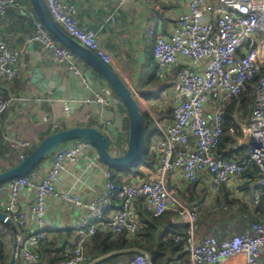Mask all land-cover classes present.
Listing matches in <instances>:
<instances>
[{
    "label": "built area",
    "instance_id": "1",
    "mask_svg": "<svg viewBox=\"0 0 264 264\" xmlns=\"http://www.w3.org/2000/svg\"><path fill=\"white\" fill-rule=\"evenodd\" d=\"M44 1L56 22L70 36L92 49L105 63H113V56L102 45L97 33L81 24L75 2ZM129 1L120 0V5ZM183 1L187 6L178 16L172 34L150 30L156 74L172 87L175 107L173 120L166 124L156 120V127L162 133L157 147L159 176L119 181L91 140L72 139L59 146L51 154L49 168L42 177L34 169L8 182L9 196L4 211L18 226H24L30 215L36 222V228L20 245L19 257L24 264H37L42 259L39 247L47 237L49 197H57L71 208L86 212L76 220L78 238L75 244L62 251L58 264H83L91 260L86 240L99 231L113 235L126 233L135 238L142 226L137 211L140 200L154 216L171 209L188 216L185 231L174 236L177 245L183 246L189 254L186 264H219L239 255L245 258L243 264H264V218L250 217L245 230L230 236L209 235L198 240L201 213L227 211L230 206L223 201H202L186 206L180 202L176 191L167 186V174L179 170V175L189 185L205 174L210 175L212 190L219 192L231 186L248 168L253 170L256 164L259 185L264 189V0ZM13 7L29 10L22 0H0V18ZM33 15L34 33L29 41L42 44L52 53L56 63L66 66L87 89L98 83L94 95L84 101L103 107L102 130L108 135L111 146L118 148L125 132L124 123L118 122V118H123L120 111L123 100L103 77L100 78L92 67L83 66L81 58L62 44L35 13ZM24 51L11 47L8 39L0 38V79L13 81L22 77L18 63ZM248 87L252 88L253 97L250 114L241 117L237 106L231 114L233 125L227 131L226 112L231 101ZM13 99L0 91V125ZM57 126L54 124L53 128ZM226 132L235 141L234 150L245 148L235 155L236 158L217 152ZM1 138L0 129V141ZM9 146L17 150L23 160L25 149L31 147L32 142L12 138ZM77 162L84 163L85 167L79 175L75 174L69 189H59L57 180L68 171L69 163ZM87 174L102 176L101 190L87 181ZM83 186L90 199H86ZM26 191L34 198L30 215L20 206ZM5 225L0 222V229ZM126 264H149V259L138 253Z\"/></svg>",
    "mask_w": 264,
    "mask_h": 264
},
{
    "label": "crops",
    "instance_id": "2",
    "mask_svg": "<svg viewBox=\"0 0 264 264\" xmlns=\"http://www.w3.org/2000/svg\"><path fill=\"white\" fill-rule=\"evenodd\" d=\"M68 1H73L77 4L78 17L83 27L94 30L102 45L111 53L113 56L111 67L133 88L143 112L148 114L151 121L154 120L156 122V120H160L164 124L169 122L167 111L173 98L172 90L168 92L169 96H167V92L163 93L161 91L162 93L159 96L162 95L153 105L148 103V99L154 94L153 85L150 84L155 83L151 82V80L154 77L156 65L152 55L154 40L150 34V30L156 29L167 35L172 34L176 28L178 16L186 9V3L183 0H151V2L131 0L127 4L120 5V0ZM33 14L34 11L31 8L27 11L13 7L6 16L0 18V38L8 39L11 47L25 50L18 63V68L22 71V77L13 81L0 79V91L8 97L14 98L5 112L0 125L2 131L1 141L7 143L8 146L12 138H24L30 140L32 142L31 147H33L39 144L47 134L54 132L57 128L66 129L89 125L102 129L101 115L103 107L96 103L84 101L88 96L94 95L98 89V83L90 90L87 89L78 77L73 76L69 72L66 66L57 64L52 53L42 44L39 42L31 43L29 41L34 33ZM81 61L83 66L91 67L82 58ZM37 68H40L42 79L35 77ZM143 71L147 72L149 85L139 90L134 85V78L136 74L143 76L144 73L141 74ZM159 80L163 81V79ZM167 85L165 82L163 89L167 88ZM167 98H169L168 103ZM120 111L124 120L123 118H118V122L124 123L125 132L122 134L120 145L116 150L127 148L129 144L126 131L127 113L123 109ZM54 124H58L56 129L53 128ZM159 140L160 138L157 136L153 149L158 150ZM17 153L16 160L19 161V152L17 151ZM50 159L51 156L35 169L39 173V177H42L46 173L50 165ZM1 160L6 162L5 166H9L6 158ZM84 167L85 164L81 162L69 163L68 171L62 173L57 180L58 188L69 189L73 184L75 174L79 175L81 169ZM179 174V170L169 172L167 174V182H169L171 189H174L181 198L180 202L182 203L183 201L188 206L184 197L189 184ZM157 176H159V171L155 170L149 174L148 179H153ZM85 177L88 182L96 184L95 189H102V176L100 174H87ZM131 179H138V177L130 178L127 175H122L120 181ZM258 179L259 176L254 180H249L242 176L237 177L231 186L226 187V190L230 191V199L240 198L237 194L244 192L253 182H256L253 185V189L256 192L257 189L255 187L260 186ZM198 186L199 188L203 189L206 187L210 190L204 202L216 203L218 199L224 200L222 192H214L212 190L210 175H203L198 181ZM8 187V183L0 186L1 210L5 209L8 201ZM82 191L85 195L86 188L84 186L82 187ZM85 196L86 199L91 198L89 194ZM21 198V209L27 211L30 215L29 210L34 200L33 194L26 191ZM234 211L240 213L242 220L236 221L234 216L236 213ZM167 212V217H165L158 229L150 236L145 234L139 235L138 240L142 241L146 248L128 250H142L147 252L152 258L147 248L153 247L157 249L159 242L167 241L168 243L169 241H173L174 232L186 229L188 224V216L186 214H181L175 209L168 210ZM85 213V210L71 208L57 197H49L46 212L47 237L39 247L42 259L37 264L59 263L62 251L75 244L78 238L75 228L76 220L84 216ZM251 216L249 213L241 212L239 206L238 208L230 206L227 211H220L213 216H209L208 211L205 210L199 218L197 239L200 240L209 235L224 238L238 233V231L241 232L247 226ZM16 224L18 225L17 222ZM18 227L20 232L19 244L21 245V242L29 236L31 230L36 228L35 219L30 215L26 224ZM3 231L6 233V256L4 263L10 264L16 236L7 224ZM91 241L92 236L86 240V250L91 254L92 259L85 261L83 264H124V261L128 257L123 256L112 259L111 255H109L97 261L98 258L104 255L94 259L98 249ZM187 253L184 248L175 245L168 249L167 256L171 259L172 264H185L189 257ZM129 257L131 258V256ZM244 259L243 255H239L224 260L219 264H243ZM0 264H2L1 260ZM17 264H24L20 257Z\"/></svg>",
    "mask_w": 264,
    "mask_h": 264
},
{
    "label": "trees",
    "instance_id": "3",
    "mask_svg": "<svg viewBox=\"0 0 264 264\" xmlns=\"http://www.w3.org/2000/svg\"><path fill=\"white\" fill-rule=\"evenodd\" d=\"M22 1L29 8L33 9L32 5L30 3V0H22ZM152 55L154 58L153 51H152ZM99 76L101 77L100 74H99ZM159 79L160 78H157L156 65H155V73H154V77L152 78L151 82H156ZM168 86H170V85H167V87ZM115 93H117V92L115 91ZM252 103H253V97H252V88L251 87H248L245 91H243L241 94H239L238 96H236L232 99L231 104H230V106L226 112V116H227L226 117V119H227L226 120V130L227 131L229 130L230 126L233 125L234 119L231 117V114L235 112L236 107L238 106V111H239L241 117H246L250 114ZM121 109H123L127 113L126 131H127V139L129 142L130 117H129V113H128V110H127L124 102H123V107ZM144 115H145L146 119L149 120L148 123H149V128H150L152 121L150 120L147 113H144ZM174 116H175V107H173V106L168 107L167 118L171 121L174 119ZM61 129H65V128H59V129L57 128L55 131H58ZM51 133L52 132H50L49 134H51ZM49 134H47V136ZM161 135H162V133L157 127L153 128L152 132L150 133V136L149 137L147 136V141H146V145L143 149V152L141 153L140 157L135 162H133L132 164H130L129 166H126V167H114V168L111 167L114 171L115 179L120 181L122 178V175H127L130 178L138 177V179H140V180L148 179L149 174L151 172H154L155 170H157V165L159 163V156H158V151L153 149V146L155 145V138L157 136L160 138ZM234 142L235 141L232 138V136L228 132H226L222 138L221 144L219 145V147L217 149L218 154H220L224 157H228V158H236L235 155L237 153L245 151V148H239V149L234 150L233 149ZM37 145H34L31 148H28L25 151V153H26L25 155L28 156L37 147ZM110 149H111V147H110ZM126 149L127 148L118 149L115 151V152H117L115 154H122L126 151ZM111 151H112V149H111ZM17 155H18V153L16 150L11 149L8 146V144L5 143L4 141H0V160L3 158H6L7 162L9 163V166H5L6 162L4 160H1L0 171L14 167L20 161H22L21 159L19 161L16 160ZM49 157L50 156H48L47 158H49ZM41 163H39L36 166V168L38 166H40ZM253 168H254L253 170L248 168L244 172V174H242V177L249 179V180H254L256 177H258L259 176V168L257 167L256 164H253ZM9 181H7L6 183L0 184V186L7 184ZM245 188H243V189H245ZM255 188L257 189V191L255 192L256 196H255V198H253V201L255 202L256 207L254 208L253 211L250 210L249 203H243L240 198L230 199V195H229L230 191L226 190V187H223L222 190L220 191L224 194V200L218 199L216 201V203H220L223 201L226 204H228L229 206H233V207H235L237 205H241L240 209H239V210H241V212L249 213L250 215H252L255 218H264V189L260 186H257ZM246 189H248V187ZM258 189H259V191H258ZM209 191H210L209 188H206V187L203 189L199 188L198 181H197V182L189 185L184 198H185L188 206H191L195 202L204 201L208 197V193H210ZM137 211H138L142 226H141V229L135 238L129 237L128 234H126V233H120V234L116 235V237H114L113 234H105V233H102L100 231L92 236L91 242L94 243V245L98 249L96 252V255L94 256V259H96L102 255L117 252V253L111 255L110 257L112 259H116L118 257L128 256L127 259L124 261V264L128 263L139 252L137 253L134 251L131 252V251H125V250L144 248L145 246L142 243V241L138 240L139 235L145 234L147 236H150L154 231H156L158 229V227L164 221L165 217H167V214H168V212H165L164 214H162L160 216H154L153 214H151L150 212H148L144 208L142 200H140L137 203ZM219 212H208V214H209V216H213L215 214H218ZM245 228H246V226L241 231L245 230ZM184 231L185 230L176 231V232H174V236L176 234H181ZM5 236H6V233L0 229V260H1L2 264H5L4 262H5V256H6ZM175 245H177L175 240L169 241L168 243H167V241H162V242L158 243L157 249H154L153 247L147 248L149 250V252L151 253L153 264H172L171 259L167 255H168V249L170 247L175 246ZM180 247L184 248L183 246H180ZM118 251H120V252H118ZM129 256H131V258ZM188 260H189V257L186 260L185 264L188 262Z\"/></svg>",
    "mask_w": 264,
    "mask_h": 264
},
{
    "label": "water",
    "instance_id": "4",
    "mask_svg": "<svg viewBox=\"0 0 264 264\" xmlns=\"http://www.w3.org/2000/svg\"><path fill=\"white\" fill-rule=\"evenodd\" d=\"M30 3L34 13L52 32V34L62 44L74 51L88 65L98 72L121 97L125 103L130 117L129 144L124 153L115 154L110 149L111 144L108 135L102 129L96 126H75L54 131L46 136L37 145V147L16 166L0 171V184L30 173L39 163L43 162L48 156H51L56 148L72 139L78 138L91 140L97 146L102 160L108 166L113 168L129 166L135 162L143 152V149L146 145L147 131L149 128L148 120L144 115L135 91L127 84V82L119 75V73L111 67V65L105 63L92 49L70 36L66 30L60 24H58V22H56L44 0H30ZM201 76L203 77L202 73ZM35 77L37 79L43 78L40 68L36 69ZM167 186L169 189H171L169 182H167ZM0 222L6 223L15 233L16 241L14 243L13 255L10 264H17L20 253L19 227L10 217V215L1 209ZM128 251H136L144 254L149 259V264H153V260L147 252L142 250ZM115 253L117 252L106 254L98 258L97 261Z\"/></svg>",
    "mask_w": 264,
    "mask_h": 264
},
{
    "label": "rangeland",
    "instance_id": "5",
    "mask_svg": "<svg viewBox=\"0 0 264 264\" xmlns=\"http://www.w3.org/2000/svg\"><path fill=\"white\" fill-rule=\"evenodd\" d=\"M143 73H144L143 76H139V75L136 74V77L134 78V85L139 90L142 89V88H144L145 86H148L149 85L148 84V75H146L147 72L146 71L141 72V74H143ZM150 85H153V89H154V94H152L150 96V98L148 99V103L150 105H153L154 102L162 95L161 94L159 96V94L162 93L161 91H163V93L164 92H167V96H169V93L168 92H170L171 91V88H172L171 86H168L167 88H164L163 89V87L165 86V81L164 80L163 81L162 80H158L157 82L152 83ZM168 101H169V98H167V103H168ZM172 106L174 107V103L173 102L170 103L169 107H172ZM155 126H156V122L153 120L152 121V124H151V127L147 131V136L148 137L150 136V133L152 132V129L155 128ZM111 149H112V151L114 153H117V152H115L116 149L113 146H111ZM254 184H256V182L251 183L249 185L248 189H246L245 191L242 190L244 192H242L241 194H237V195L240 196V199H241V201L243 203H249V208H250L251 211H253L254 208L256 207V204L253 201V198H255V196H256L255 190L253 189V187H254L253 185ZM258 191H259V189H258ZM237 195H235V196H237ZM238 206H239V209H240V206L241 205H238ZM234 213H236V214H234V216L236 218V221L242 220L241 217H240V213L238 211H234ZM238 232H240V231H238Z\"/></svg>",
    "mask_w": 264,
    "mask_h": 264
}]
</instances>
